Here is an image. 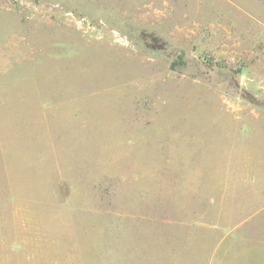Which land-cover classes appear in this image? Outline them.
<instances>
[{"label":"rangeland","instance_id":"obj_1","mask_svg":"<svg viewBox=\"0 0 264 264\" xmlns=\"http://www.w3.org/2000/svg\"><path fill=\"white\" fill-rule=\"evenodd\" d=\"M0 264H264V0H0Z\"/></svg>","mask_w":264,"mask_h":264}]
</instances>
